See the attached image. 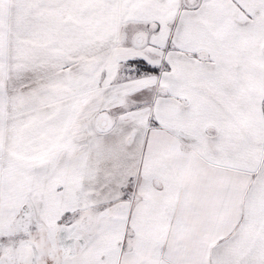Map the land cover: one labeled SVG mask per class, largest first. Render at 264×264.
Returning a JSON list of instances; mask_svg holds the SVG:
<instances>
[{"label":"snow or ice","instance_id":"snow-or-ice-1","mask_svg":"<svg viewBox=\"0 0 264 264\" xmlns=\"http://www.w3.org/2000/svg\"><path fill=\"white\" fill-rule=\"evenodd\" d=\"M0 264H264V0H0Z\"/></svg>","mask_w":264,"mask_h":264}]
</instances>
